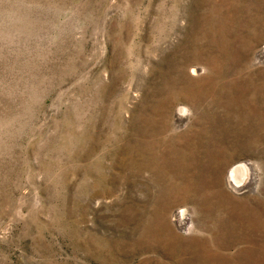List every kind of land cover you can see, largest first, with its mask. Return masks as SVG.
Returning <instances> with one entry per match:
<instances>
[{"label": "rangeland", "instance_id": "rangeland-1", "mask_svg": "<svg viewBox=\"0 0 264 264\" xmlns=\"http://www.w3.org/2000/svg\"><path fill=\"white\" fill-rule=\"evenodd\" d=\"M0 264H264V0H0Z\"/></svg>", "mask_w": 264, "mask_h": 264}, {"label": "bare ground", "instance_id": "bare-ground-1", "mask_svg": "<svg viewBox=\"0 0 264 264\" xmlns=\"http://www.w3.org/2000/svg\"><path fill=\"white\" fill-rule=\"evenodd\" d=\"M232 176L233 178H235V180H243V177L245 176L244 172H243V169L241 167L238 168H235L233 171H232Z\"/></svg>", "mask_w": 264, "mask_h": 264}]
</instances>
